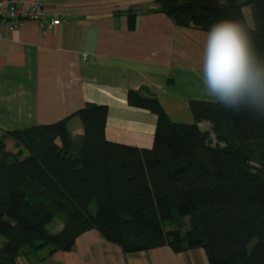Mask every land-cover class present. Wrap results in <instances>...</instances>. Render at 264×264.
<instances>
[{"label":"trees","instance_id":"16d2710c","mask_svg":"<svg viewBox=\"0 0 264 264\" xmlns=\"http://www.w3.org/2000/svg\"><path fill=\"white\" fill-rule=\"evenodd\" d=\"M156 3L177 25L205 31L251 6L252 34L264 56V0ZM127 101L157 116L151 148L107 140L108 106L96 103L71 115L84 127L77 153L70 117L2 132L0 260L17 264L18 256L45 248L71 250L96 229L125 253L168 245L176 252L203 248L209 264H264V121L191 100L195 121L174 122L145 87L130 90ZM7 137L28 155L9 152ZM57 214L66 220L51 233L47 225Z\"/></svg>","mask_w":264,"mask_h":264},{"label":"crops","instance_id":"0c3cea01","mask_svg":"<svg viewBox=\"0 0 264 264\" xmlns=\"http://www.w3.org/2000/svg\"><path fill=\"white\" fill-rule=\"evenodd\" d=\"M18 17H0V136L70 117L72 152L82 146L84 127L71 116L87 103L108 106L107 140L151 148L157 116L131 106L130 90L158 96L174 122L193 123L191 100L213 101L200 69L208 31L183 27L159 11L156 0H0ZM46 19L29 15L36 2ZM249 22L251 6H243ZM60 19V24L47 23ZM78 119L80 121H78ZM201 126H208L206 122ZM76 130V135L72 133ZM9 152L28 151L6 138ZM95 211V205L91 206ZM58 215V214H57ZM49 222L59 232L66 217ZM57 218V219H56ZM4 240L0 239V248ZM17 264H209L203 248L176 252L170 246L125 253L96 229L81 234L71 250L22 254ZM0 264H6L0 260Z\"/></svg>","mask_w":264,"mask_h":264},{"label":"clouds","instance_id":"9594fccd","mask_svg":"<svg viewBox=\"0 0 264 264\" xmlns=\"http://www.w3.org/2000/svg\"><path fill=\"white\" fill-rule=\"evenodd\" d=\"M247 16L224 17L206 34L200 79L214 102L234 114L248 112L264 121V56Z\"/></svg>","mask_w":264,"mask_h":264},{"label":"built area","instance_id":"2783aa9c","mask_svg":"<svg viewBox=\"0 0 264 264\" xmlns=\"http://www.w3.org/2000/svg\"><path fill=\"white\" fill-rule=\"evenodd\" d=\"M41 6H42V3L41 2H36L33 6V8L31 9L29 15L31 17H35V18H38L39 20L43 21L45 20L46 18V12L41 10ZM0 17H8V18H14L16 19L18 17V12L14 10V7L12 8H5L3 5H2V2L0 1ZM50 27L51 26H55V25H59L60 24V19L57 17V18H54L52 20H50L48 23H47ZM0 27H2V24L0 22ZM4 39V36L3 34L1 33L0 31V41Z\"/></svg>","mask_w":264,"mask_h":264},{"label":"rangeland","instance_id":"374dc122","mask_svg":"<svg viewBox=\"0 0 264 264\" xmlns=\"http://www.w3.org/2000/svg\"><path fill=\"white\" fill-rule=\"evenodd\" d=\"M250 21H251V24L253 25V20L250 18ZM78 121H80L79 119H78ZM207 125H208V123H207ZM203 128H207V127H209V125L208 126H206V127H204V126H202ZM73 133V135L75 136L76 135V130L74 129L73 131H72ZM216 136H214V134H213V138H215ZM20 155L22 156V154L20 153ZM60 216H62L61 214H58L57 215V217L58 218H60ZM57 219V218H56ZM0 239H2V240H5V238L0 234Z\"/></svg>","mask_w":264,"mask_h":264}]
</instances>
